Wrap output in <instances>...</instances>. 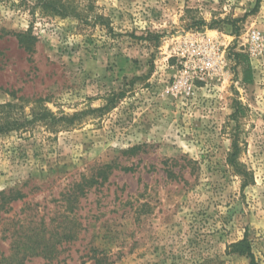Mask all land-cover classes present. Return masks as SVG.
I'll list each match as a JSON object with an SVG mask.
<instances>
[{
    "label": "rangeland",
    "instance_id": "1",
    "mask_svg": "<svg viewBox=\"0 0 264 264\" xmlns=\"http://www.w3.org/2000/svg\"><path fill=\"white\" fill-rule=\"evenodd\" d=\"M44 1L0 0V105L78 116L0 137V264H264V0Z\"/></svg>",
    "mask_w": 264,
    "mask_h": 264
},
{
    "label": "trees",
    "instance_id": "2",
    "mask_svg": "<svg viewBox=\"0 0 264 264\" xmlns=\"http://www.w3.org/2000/svg\"><path fill=\"white\" fill-rule=\"evenodd\" d=\"M47 10H49L52 14L57 16L66 17L69 16V6L57 1V0H45L44 4ZM23 36H19V42L20 45L25 48L26 50H30V47L26 45ZM234 60L236 62V68L243 67V77L241 78V82L245 85H250L254 83V72L251 66V63L249 61V57L243 53H236L234 55ZM21 108L18 105L12 104V103H6L0 105V137L3 135H6L11 132H21L28 130L34 122V118H40V119H48L52 116L54 121L60 122H66V125L72 126L75 125L74 119L78 116L75 115L72 118L68 117H61L59 119L55 118L53 115H51L46 109L42 108H35L33 109V115L34 118L29 120L28 115H26L23 112L20 113H13L14 109ZM106 108V107H105ZM108 108V105H107ZM36 109L38 112H36ZM99 111H102V109H98ZM4 195V192L0 191V197ZM4 198V197H3ZM40 243L36 242L35 245H38ZM244 242L238 244L235 246L236 252L241 255H247L249 258L252 259V255L250 252L249 247L243 248ZM37 253L34 250H31V253H28L29 256L36 255ZM104 259L99 258L96 260L95 264H103ZM251 264H255L254 261H252Z\"/></svg>",
    "mask_w": 264,
    "mask_h": 264
},
{
    "label": "built area",
    "instance_id": "3",
    "mask_svg": "<svg viewBox=\"0 0 264 264\" xmlns=\"http://www.w3.org/2000/svg\"><path fill=\"white\" fill-rule=\"evenodd\" d=\"M249 39L251 40V47L249 49V54L252 59L258 57L259 54L264 50V38L260 32H252ZM193 88L192 85L189 84L188 90L191 91Z\"/></svg>",
    "mask_w": 264,
    "mask_h": 264
}]
</instances>
